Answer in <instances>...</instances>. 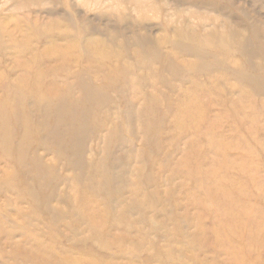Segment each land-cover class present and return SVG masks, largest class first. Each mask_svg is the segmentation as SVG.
<instances>
[{"label": "rangeland", "instance_id": "374dc122", "mask_svg": "<svg viewBox=\"0 0 264 264\" xmlns=\"http://www.w3.org/2000/svg\"><path fill=\"white\" fill-rule=\"evenodd\" d=\"M36 73L47 176L11 115L0 183L40 205L0 188V264H264V0H0V104Z\"/></svg>", "mask_w": 264, "mask_h": 264}, {"label": "bare ground", "instance_id": "6f19581e", "mask_svg": "<svg viewBox=\"0 0 264 264\" xmlns=\"http://www.w3.org/2000/svg\"><path fill=\"white\" fill-rule=\"evenodd\" d=\"M29 68V73H31ZM43 78V75L41 73H36L34 74L33 77H29L28 79L25 80L24 83H27L28 85L31 86V88L28 90L27 88H24L23 85L20 87V90L18 89L16 91L17 95L14 97L13 100H10L12 102H10L7 106L6 104H0V136L1 134L3 135L2 140H9L10 143H13V140H11L12 138V131L10 130H6V126L8 125V120L10 119V116L13 115V117L15 118V124L16 126H19L20 128L23 129V133L21 135V139L20 142L18 143V147L17 149L21 151V155H22V159H18V163L17 165L22 168L23 173H27L29 175H31V173H34L35 175H31L32 177H37V178H46V170L43 168V166L40 164V162L36 159L33 160V165L31 164L30 167H26L24 165L25 161H26V157L23 155V150L26 148L25 146L28 145V143L31 140H35L36 142L38 141H42L40 140V136L42 135V132L39 131V128L45 129L47 131V135H50L51 133H49V129L47 127V120L48 118L51 117V105L52 102L50 101L49 98V90L53 88L49 87L46 89L44 88L45 86L41 84V80ZM26 87V86H25ZM28 97L30 100H32V102H34V104L37 106V108H39V111L41 112V120L38 123L33 122L32 118L30 117L28 110H24L23 113H21V115H17L16 114V107L14 106V103L17 104L20 100H22L23 98ZM60 107L58 106V108L56 107V110H58V114L60 113ZM64 106L62 105V108ZM53 108L55 109V106H53ZM8 109L11 110L10 114L8 112ZM62 110V109H61ZM60 118V117H59ZM41 125L42 127H38V125ZM8 128V127H7ZM47 128V129H46ZM82 129H79L78 126H75L72 128V134L74 135H78L82 132ZM44 132V131H43ZM51 132V131H50ZM2 145V144H1ZM4 147H7V145H4ZM5 153L6 152V148H5ZM24 160V161H23ZM101 173H106L105 170H102ZM44 176H41V175ZM13 177L9 176V174L6 175V178H4L3 183H0V188L7 191V192H29V199L32 201V203L35 205H40V202L37 201V199H39V195L36 192H33L32 190L28 189L27 187V183L26 181H20L18 180L19 178H17V176H14L13 174H11ZM117 182L119 183V185L117 186L119 192L123 191L124 185H128V179L125 178V174L124 172H122V170L120 171V174H118L117 176ZM25 183V184H24ZM123 184V185H122ZM33 188V187H32ZM103 189L106 190L108 192V196L111 197V191L112 188L111 186L108 184V182L104 181L103 184ZM22 190V191H20ZM1 191V190H0ZM19 193V195H21ZM36 193V194H33ZM113 200V199H112ZM53 220H51V226L55 227V225L57 224V221L59 222L61 219H59V217H52ZM103 225V224H102ZM97 237H93L96 238L98 243L103 242L102 245H104L103 248H101L99 251L100 252H106L111 254V256L113 255V257L115 255H121V254H125L126 250H118V252H114V253H110L112 252L111 250H113V248L115 247V245L111 244V238H106L105 235L101 232V231H96L95 232ZM3 238V237H2ZM8 238V236H7ZM95 239H90V241H94ZM96 241V240H95ZM117 246H122V245H117ZM39 260V257L37 258ZM59 264V263H57ZM60 264H65V263H60ZM73 264H77V263H73ZM95 264V263H94Z\"/></svg>", "mask_w": 264, "mask_h": 264}]
</instances>
